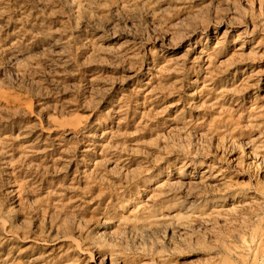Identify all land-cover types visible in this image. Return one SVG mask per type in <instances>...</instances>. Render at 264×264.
<instances>
[{"label":"rangeland","instance_id":"obj_1","mask_svg":"<svg viewBox=\"0 0 264 264\" xmlns=\"http://www.w3.org/2000/svg\"><path fill=\"white\" fill-rule=\"evenodd\" d=\"M0 264H264V0H0Z\"/></svg>","mask_w":264,"mask_h":264}]
</instances>
